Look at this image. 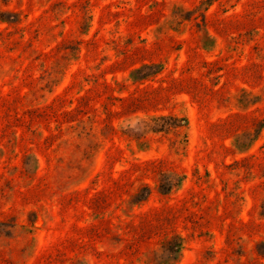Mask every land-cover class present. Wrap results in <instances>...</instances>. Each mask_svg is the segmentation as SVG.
<instances>
[{
	"label": "rangeland",
	"instance_id": "374dc122",
	"mask_svg": "<svg viewBox=\"0 0 264 264\" xmlns=\"http://www.w3.org/2000/svg\"><path fill=\"white\" fill-rule=\"evenodd\" d=\"M0 18V264H264V0Z\"/></svg>",
	"mask_w": 264,
	"mask_h": 264
},
{
	"label": "trees",
	"instance_id": "16d2710c",
	"mask_svg": "<svg viewBox=\"0 0 264 264\" xmlns=\"http://www.w3.org/2000/svg\"><path fill=\"white\" fill-rule=\"evenodd\" d=\"M2 21H5L4 18H0ZM14 21V20H12ZM153 65L151 64H144L143 67H139V68H134L132 70L131 73V77L133 80L138 81V80H144L148 77V75H143L142 77H137L135 74L136 73H140L142 72L145 68L147 67H151ZM158 73V71H157ZM144 122L146 123V127L151 130V131H155V132H160V131H167V130H171L174 128H187L188 126V119L186 117H179V116H175V115H165V114H160L157 116H154L152 118H150V120L147 122L146 120H144ZM171 182H162L160 184V187L163 189V191L168 192L172 189V184H170ZM148 193V191H147ZM147 193L145 195H143L142 199H144L147 195ZM141 200V199H140Z\"/></svg>",
	"mask_w": 264,
	"mask_h": 264
}]
</instances>
